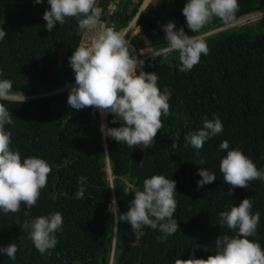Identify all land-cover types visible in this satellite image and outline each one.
Masks as SVG:
<instances>
[{
    "label": "trees",
    "instance_id": "1",
    "mask_svg": "<svg viewBox=\"0 0 264 264\" xmlns=\"http://www.w3.org/2000/svg\"><path fill=\"white\" fill-rule=\"evenodd\" d=\"M146 0H97L100 21L112 22L119 31L129 26ZM116 8L109 15L110 5ZM187 0H151L139 16V32L128 37L131 54L141 50L168 49L163 25L174 21L189 36L223 23L214 17L200 33H192L182 9ZM235 19L264 10V0H238ZM48 0H0V27L6 32L0 41V80L12 81L11 94L39 95L28 100H0L12 115L5 125L11 133L10 147L26 157L44 159L51 167L47 186L35 206L21 204L17 213L0 210V247L15 243V259L0 253V264H174L175 259H207L216 252L218 236L236 233L219 224V213L229 211L249 198L252 211L260 213V223L250 240L264 249V181L249 182L248 188H235L223 180L220 160L227 150L239 149L264 171V19L243 24L205 38L209 54L190 71H179V54L169 51L144 63L145 72H156L158 87L171 90L170 115L162 116L163 128L155 143L144 150L129 148L107 139L100 131V111L91 107L72 109L68 92L75 83L69 57L80 45L83 32L76 18L58 22L51 32L43 14ZM233 21V20H232ZM139 74V70L137 71ZM218 116L222 133L207 140L199 153L184 137L203 127V119ZM109 127H120L121 122ZM175 143L176 147H172ZM200 159L205 161L199 165ZM110 162L119 214L127 212L143 181L162 174L176 182L177 208L173 219L179 229L165 241L158 229L142 226L135 236L131 225L116 221L109 211L113 200L107 172ZM207 168L216 180L198 188V169ZM84 177V198H76L79 178ZM125 191L129 192L125 194ZM59 212L62 228L57 244L41 254L23 229L24 222ZM118 214V216H119Z\"/></svg>",
    "mask_w": 264,
    "mask_h": 264
},
{
    "label": "clouds",
    "instance_id": "2",
    "mask_svg": "<svg viewBox=\"0 0 264 264\" xmlns=\"http://www.w3.org/2000/svg\"><path fill=\"white\" fill-rule=\"evenodd\" d=\"M42 2L43 0H34L37 4ZM150 2L151 0H146L129 26L119 31L115 30L112 22L100 21L102 10L96 6L97 0H48L50 8L43 14L45 27L49 32L57 22L63 25L66 18H76L78 28L84 31L80 45L69 57L70 67L75 74V83L67 97L70 108L81 110L91 107L102 113L112 114L111 123L121 122V126L108 127L102 123L100 131L103 136L114 139L117 144L123 142L129 148L142 146L141 150L155 143L157 133L163 128L162 116L171 114V90L165 88L161 91L158 87V75L156 72H145L144 63L160 54L176 51L179 54V71H190L200 62L202 55L209 54L205 38L242 26L234 25L241 19L234 20L239 9L238 0H187L182 13L192 33H200L214 17L225 22L205 28L199 35L189 36L183 27L177 28L174 21H169L163 25L168 49L146 48L143 50L145 53L141 50L142 52L133 56L127 38L139 32V16ZM109 8L111 15L116 5L112 3ZM97 30L100 31L93 36V32ZM5 36L6 32L0 27V41ZM146 55H149V60L144 58ZM11 91L12 81L0 80V100L12 98ZM29 97L31 99L38 96ZM12 123L9 110L0 104V210L5 214L19 212L21 204L27 209L35 206L51 173V167L44 159L33 156L22 160L19 151L11 149V133L5 130V125ZM222 131L223 124L218 116L213 119L204 118L202 128L190 131L184 137V146L190 145L199 153L207 140ZM104 146L107 148L106 144ZM172 147H176V144L173 143ZM219 147L227 150L226 156L219 162V170L223 174L224 182L231 185L230 194L235 188H248L250 181H264V171L258 170L255 163L241 150H229L226 140ZM204 163L203 159L198 162L199 165ZM107 164L113 192L115 187L112 170L109 161ZM198 175L202 178L197 181L198 188L216 180V175L205 167L198 169ZM84 181V177L79 178L80 186L75 193L78 199L84 198ZM127 193L129 192L125 191ZM176 194L174 180L162 174L153 175L143 181V190L134 192L127 212L118 213V216L114 197L109 211L115 212L117 222L129 223L135 236H142L141 227L149 226L163 233L159 239L165 241L179 229V224L173 219L177 208ZM252 208L251 200L246 198L239 205L231 206L229 211L219 213V224L226 225L236 234L231 237L218 236L214 255H209L207 259L177 258L174 264H264V249L259 243L249 239L255 236L260 223V213H254ZM62 224V215L55 212L36 217L30 222L26 220L22 227L28 231L35 248L43 255L56 246L58 241L55 233L62 228ZM17 251L15 243L0 247V253L7 254L13 260Z\"/></svg>",
    "mask_w": 264,
    "mask_h": 264
},
{
    "label": "rangeland",
    "instance_id": "3",
    "mask_svg": "<svg viewBox=\"0 0 264 264\" xmlns=\"http://www.w3.org/2000/svg\"><path fill=\"white\" fill-rule=\"evenodd\" d=\"M172 0H168V2H171ZM264 19V10H261V11H258V12H255V13H252V14H249V15H246V16H244V17H241V19L240 20H238L236 23H234V25H237V26H239V25H243V24H246V23H250V22H255V21H260V20H263ZM134 33H135V31H134ZM143 51V50H142ZM141 51V52H142ZM146 51H143L142 53H145ZM30 95H26V94H24V93H20V94H11V97L12 98H10V99H14V100H19V99H29L30 97H29ZM34 96H39V95H34ZM24 97V98H23ZM101 113V117H100V124H102V123H105V124H107V126H108V123H109V116L111 115V114H107L106 115V113H102V112H100ZM109 127V126H108ZM107 139L108 138H105L104 136H103V142H104V144H106V141H107ZM110 175H111V173H110ZM112 194H113V197L115 198V200L117 201V208H118V211H117V214L119 213V205H118V198H117V195H116V190H115V188H114V190H113V192H112ZM110 264H112V263H110Z\"/></svg>",
    "mask_w": 264,
    "mask_h": 264
},
{
    "label": "flooded vegetation",
    "instance_id": "4",
    "mask_svg": "<svg viewBox=\"0 0 264 264\" xmlns=\"http://www.w3.org/2000/svg\"><path fill=\"white\" fill-rule=\"evenodd\" d=\"M146 60H149V55L144 56Z\"/></svg>",
    "mask_w": 264,
    "mask_h": 264
},
{
    "label": "built area",
    "instance_id": "5",
    "mask_svg": "<svg viewBox=\"0 0 264 264\" xmlns=\"http://www.w3.org/2000/svg\"><path fill=\"white\" fill-rule=\"evenodd\" d=\"M98 31H100V30L94 31V32H93V33H94L93 36H94ZM93 36H92V37H93Z\"/></svg>",
    "mask_w": 264,
    "mask_h": 264
},
{
    "label": "bare ground",
    "instance_id": "6",
    "mask_svg": "<svg viewBox=\"0 0 264 264\" xmlns=\"http://www.w3.org/2000/svg\"><path fill=\"white\" fill-rule=\"evenodd\" d=\"M106 115H107V113H106Z\"/></svg>",
    "mask_w": 264,
    "mask_h": 264
},
{
    "label": "water",
    "instance_id": "7",
    "mask_svg": "<svg viewBox=\"0 0 264 264\" xmlns=\"http://www.w3.org/2000/svg\"><path fill=\"white\" fill-rule=\"evenodd\" d=\"M113 264V263H112Z\"/></svg>",
    "mask_w": 264,
    "mask_h": 264
}]
</instances>
